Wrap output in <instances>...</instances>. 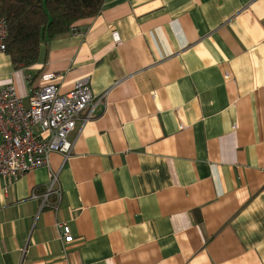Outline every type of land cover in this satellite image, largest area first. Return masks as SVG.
Returning <instances> with one entry per match:
<instances>
[{"label": "crops", "instance_id": "obj_1", "mask_svg": "<svg viewBox=\"0 0 264 264\" xmlns=\"http://www.w3.org/2000/svg\"><path fill=\"white\" fill-rule=\"evenodd\" d=\"M52 72L106 94L0 192V264H264V0H104L33 64L0 53L23 100Z\"/></svg>", "mask_w": 264, "mask_h": 264}, {"label": "built area", "instance_id": "obj_2", "mask_svg": "<svg viewBox=\"0 0 264 264\" xmlns=\"http://www.w3.org/2000/svg\"><path fill=\"white\" fill-rule=\"evenodd\" d=\"M7 21L0 16V53L6 52ZM113 41L119 40L112 31ZM57 73L42 76L44 84L32 88L26 100L13 84L0 85V192L9 188L26 172L48 165L52 151L67 157L72 150L69 134L78 123L84 125L97 115L106 92L96 95L88 77L77 79L71 90L60 91ZM44 199L59 194L57 174H50ZM45 202V201H44ZM53 208L57 203L51 204ZM60 238L71 241L67 223L57 224Z\"/></svg>", "mask_w": 264, "mask_h": 264}, {"label": "trees", "instance_id": "obj_3", "mask_svg": "<svg viewBox=\"0 0 264 264\" xmlns=\"http://www.w3.org/2000/svg\"><path fill=\"white\" fill-rule=\"evenodd\" d=\"M104 0H0L7 21L6 53L15 66L33 64L42 43L68 32L79 19L96 15Z\"/></svg>", "mask_w": 264, "mask_h": 264}]
</instances>
